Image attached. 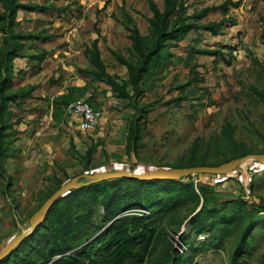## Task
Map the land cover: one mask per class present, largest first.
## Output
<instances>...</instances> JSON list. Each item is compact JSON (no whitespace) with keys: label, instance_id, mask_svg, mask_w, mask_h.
I'll return each instance as SVG.
<instances>
[{"label":"rangeland","instance_id":"1","mask_svg":"<svg viewBox=\"0 0 264 264\" xmlns=\"http://www.w3.org/2000/svg\"><path fill=\"white\" fill-rule=\"evenodd\" d=\"M154 1L163 8L164 0ZM185 1L190 14L227 1L239 5L229 3L227 13L218 9L202 21L226 20L220 34L199 30L176 40L178 46L164 49L141 83L146 91L137 106L145 112L135 114L133 100L119 97L109 85L93 81L84 72L90 66L85 52L97 40L107 71L127 80L128 70L113 52L136 61L128 16L143 35H150L148 19L153 13L147 0H21L45 9L19 10L15 29L47 38L25 41L24 52L47 55L35 63L29 57L16 61L22 71L13 87L34 89L9 106L12 126L7 139L12 145L2 157L7 174L0 175V252L14 236L28 232L33 214L76 176L223 165L235 155L264 152V0ZM80 100L102 114L94 129L81 130L80 120L67 113V104ZM134 115L139 116L142 147L131 155L127 138ZM198 175L195 181L211 189L214 206L241 220L226 226L209 215L206 225H214L194 228V214L186 207L169 213L144 210L150 216V229L144 238L134 235V241L136 250L149 246L139 250L145 253L139 254L142 261L126 264H152L168 241L182 253V264H264V165L248 160L230 173ZM55 207L67 218L53 210L46 227L18 249L19 257L14 255L3 264H19L21 257L44 264V256L58 248L47 226L58 227L61 221L68 227L78 224L84 229L79 239L70 234L58 241L78 250L96 241L116 219L111 220L113 214L107 215L99 202L82 193L66 196ZM90 209L93 220L83 222ZM252 222L257 224L247 234ZM98 227L102 230L89 239L88 233ZM104 246L105 241L96 242L91 258L101 262L109 255L112 250ZM236 249L240 252L235 255Z\"/></svg>","mask_w":264,"mask_h":264},{"label":"trees","instance_id":"2","mask_svg":"<svg viewBox=\"0 0 264 264\" xmlns=\"http://www.w3.org/2000/svg\"><path fill=\"white\" fill-rule=\"evenodd\" d=\"M147 2L153 13L152 17L148 19L150 23V35H143L134 19L130 15L128 16L127 30L130 33L129 37L132 41L131 48L135 54L136 61H131L123 54L121 55L113 52L118 61L127 68V80H123L118 75H112L107 71L97 40L93 41L85 52L90 66L84 72H86L93 81L104 82L109 85L119 97L133 100L136 110L135 114L138 112H145L143 107L137 106L138 98L146 91V88H144L141 83L144 76L150 71L153 62H155L158 57H161L164 49L178 46L176 40L184 39L192 32H198L199 30H206L214 35L220 34L221 28L226 20L222 19L219 22L209 24H205L202 21L209 13L218 9H222L223 12L227 13L228 9L226 6L229 3L234 6L239 5L238 2L232 3L227 1L223 5L208 6L190 14L189 6L185 0H164L163 8H160L154 0H147ZM0 3L2 5V11H0V33L3 37L2 48L0 50V175L6 176L7 173L3 165L2 157L9 151L12 145V142L7 139V137L11 135L9 129L12 126V110H10L9 106L11 103L18 104L19 99L30 96L34 89V87H29L28 89H15L13 87L15 79L14 61L16 58L20 57H29L33 61L45 59L47 55L46 52L40 53L39 55L25 54L24 42L41 38L46 40L47 38L33 31L18 32L15 29V26L18 24L17 15L20 9L28 11L37 9L44 10V6L24 4L20 0H0ZM172 41H175V43H172ZM199 52L207 53L206 50H199ZM130 89L132 90V94L130 93ZM138 119L139 116H133V122L131 121L127 138V149L131 155L136 154L142 147L139 143V141L142 140V135L140 134ZM89 154L91 157L92 150H90ZM238 157H242V155H235L232 160ZM203 165L207 164L196 166ZM184 167L192 166L184 165ZM200 175L201 174H199L198 177ZM194 177L195 175H191L180 180H137L118 178L85 185L65 194L55 202L45 221L33 234L46 225L53 210L57 212L58 217L63 216L67 218L68 214L63 215L64 211L60 207L55 209V206L63 201L66 196L75 193H82L89 197V200L99 202L104 207L107 215L113 214L110 219H116L106 227L100 236L96 238V241L78 250H74L75 246L66 243H58L59 239L70 234L79 239V235L84 229L81 230L78 224L68 227L61 221L58 227L51 228L47 226L52 237V244L58 246V248H53L50 255L44 256V264H126L127 262L142 261L143 259L141 260L139 258V254L145 255V253L139 252V250L143 247L148 248L149 244L143 245L136 250L137 244H135L134 238H144L150 229V216L146 214L144 210L157 208L159 212L169 213L181 207H186L187 209H191L194 214L191 221L194 228L214 225L215 223L212 222L206 225L209 215H213L215 219L220 218L221 220L216 223H226V226H230V224L241 220L239 215L226 216L222 208L214 206L216 204L212 203L213 197L211 189L205 183L195 181ZM136 209L142 212L133 215H122L123 213L125 214L126 211ZM93 216L94 213L90 209L82 220L83 222H91ZM256 224L257 222L248 224L246 230L247 234ZM100 230H102V228L100 229L98 227L95 228L92 233L90 231L88 233V238L90 239L92 236H96ZM247 234H244V236ZM134 235H136V237H134ZM30 237L25 239L14 249L7 258L1 260L0 264L6 263L7 260L14 255L19 257L18 249L28 243ZM244 239L245 238H243V240ZM99 241H105V246L103 248L108 246L109 249L112 250L101 262L91 258V253L93 251L91 248ZM239 252L240 250L236 249L235 255ZM95 253L100 254L101 252ZM182 260V253H180L178 248L173 245L171 241H168V246L166 245L163 250L158 253L152 264H182ZM19 264H34V262L29 257H21Z\"/></svg>","mask_w":264,"mask_h":264},{"label":"water","instance_id":"3","mask_svg":"<svg viewBox=\"0 0 264 264\" xmlns=\"http://www.w3.org/2000/svg\"><path fill=\"white\" fill-rule=\"evenodd\" d=\"M248 160L256 161L264 165V153L248 154L242 157L235 158L229 163L216 166L203 165L158 169L150 173H132L128 170L99 171L93 174H82L76 176L67 183L63 184L59 189H57L44 202L40 209L33 214V216L30 218V230L28 232L17 234L12 238L5 250L0 252V261L7 258L14 249H16L25 239L30 237L39 226L42 225L49 211L60 197L64 196L74 189L81 188L85 185L118 178H130L137 180H180L182 178L197 174L222 175L238 169L241 165H243L244 162ZM82 179L86 181L81 183Z\"/></svg>","mask_w":264,"mask_h":264},{"label":"built area","instance_id":"4","mask_svg":"<svg viewBox=\"0 0 264 264\" xmlns=\"http://www.w3.org/2000/svg\"><path fill=\"white\" fill-rule=\"evenodd\" d=\"M67 113L80 120V129L83 131L94 129L98 126L102 117L101 112L95 109L90 102L85 100L69 103L67 106Z\"/></svg>","mask_w":264,"mask_h":264},{"label":"crops","instance_id":"5","mask_svg":"<svg viewBox=\"0 0 264 264\" xmlns=\"http://www.w3.org/2000/svg\"><path fill=\"white\" fill-rule=\"evenodd\" d=\"M21 1V0H20ZM21 10V9H20ZM23 10V9H22ZM28 12H30V11H28ZM19 13V12H18ZM18 16V15H17ZM0 36H1V33H0ZM2 41H1V43H0V47L2 48ZM17 59H19V58H16L15 59V61H14V74H15V79H14V82L13 83H15L16 84V80L17 79H19V77L21 76L20 74H21V69L22 68H20V65L19 64H16V61H17ZM20 59H22V58H20ZM34 63H35V61H34ZM18 77V78H17ZM39 87L37 86L36 87V89L35 90H37ZM33 96V95H32Z\"/></svg>","mask_w":264,"mask_h":264}]
</instances>
